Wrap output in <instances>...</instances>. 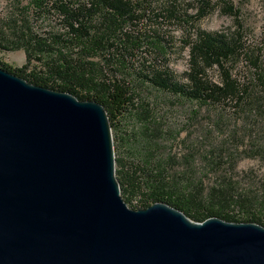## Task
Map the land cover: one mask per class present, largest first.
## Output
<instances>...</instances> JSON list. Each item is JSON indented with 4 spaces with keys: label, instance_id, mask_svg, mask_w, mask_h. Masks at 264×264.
I'll return each instance as SVG.
<instances>
[{
    "label": "trees",
    "instance_id": "1",
    "mask_svg": "<svg viewBox=\"0 0 264 264\" xmlns=\"http://www.w3.org/2000/svg\"><path fill=\"white\" fill-rule=\"evenodd\" d=\"M238 13L231 0H3L0 54L24 64L0 68L102 105L128 207L264 227V174L238 171L264 167V40L199 26Z\"/></svg>",
    "mask_w": 264,
    "mask_h": 264
},
{
    "label": "water",
    "instance_id": "2",
    "mask_svg": "<svg viewBox=\"0 0 264 264\" xmlns=\"http://www.w3.org/2000/svg\"><path fill=\"white\" fill-rule=\"evenodd\" d=\"M0 264H264V227L128 207L102 105L0 68Z\"/></svg>",
    "mask_w": 264,
    "mask_h": 264
},
{
    "label": "rangeland",
    "instance_id": "3",
    "mask_svg": "<svg viewBox=\"0 0 264 264\" xmlns=\"http://www.w3.org/2000/svg\"><path fill=\"white\" fill-rule=\"evenodd\" d=\"M232 4L239 11L237 21L227 15L215 14L212 17L203 19L199 26L206 30L216 31L236 27V24L243 28V35L247 44H254L255 41L264 40V0H231ZM0 6H3V0H0ZM171 34L177 36L175 30ZM0 62L5 63L13 68L20 67L24 64V55L22 52H12L0 54ZM177 71L184 70L183 60H178L174 64ZM193 128H191L192 130ZM196 129H193L195 133ZM249 168L254 169L256 177L264 174V167L254 161H242L238 166V171H245ZM251 182H256L257 178L251 177Z\"/></svg>",
    "mask_w": 264,
    "mask_h": 264
}]
</instances>
